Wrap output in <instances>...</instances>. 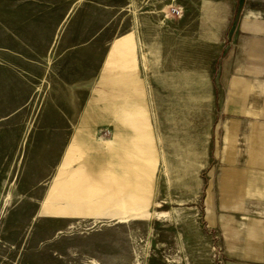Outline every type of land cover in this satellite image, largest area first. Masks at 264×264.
Instances as JSON below:
<instances>
[{
    "label": "rangeland",
    "instance_id": "374dc122",
    "mask_svg": "<svg viewBox=\"0 0 264 264\" xmlns=\"http://www.w3.org/2000/svg\"><path fill=\"white\" fill-rule=\"evenodd\" d=\"M197 1L0 0V264H233L224 214L258 243L217 200L219 50L176 42Z\"/></svg>",
    "mask_w": 264,
    "mask_h": 264
},
{
    "label": "crops",
    "instance_id": "0c3cea01",
    "mask_svg": "<svg viewBox=\"0 0 264 264\" xmlns=\"http://www.w3.org/2000/svg\"><path fill=\"white\" fill-rule=\"evenodd\" d=\"M171 15L179 23H187L185 14L169 12ZM194 25L193 36L185 33L176 38L179 50L186 54L188 40L194 41L196 51H202L204 43L219 50L214 70L218 85L211 86L219 111L213 119L227 121L228 129L222 128L216 149L220 163L217 200L222 207L226 201L259 202L262 206L258 214H248L252 217L249 220L243 215V232L252 239L258 236L257 244L246 239L232 240L238 221L231 215H221L226 247L239 257L233 264H264V0H198ZM207 25L212 27L208 29ZM149 40L145 32L124 36L114 42L108 60L113 49L118 48L121 55L116 67L129 65L134 41L148 47ZM162 40L170 47V34H163ZM124 98L125 104L135 102L132 94ZM227 205L228 210L239 208L237 203Z\"/></svg>",
    "mask_w": 264,
    "mask_h": 264
},
{
    "label": "bare ground",
    "instance_id": "6f19581e",
    "mask_svg": "<svg viewBox=\"0 0 264 264\" xmlns=\"http://www.w3.org/2000/svg\"><path fill=\"white\" fill-rule=\"evenodd\" d=\"M120 205L123 207L124 212H128L129 210H132V209H138L141 211L142 209L145 210V207H146L145 205H137L136 207H128L127 204H125L123 201L120 202Z\"/></svg>",
    "mask_w": 264,
    "mask_h": 264
},
{
    "label": "built area",
    "instance_id": "2783aa9c",
    "mask_svg": "<svg viewBox=\"0 0 264 264\" xmlns=\"http://www.w3.org/2000/svg\"><path fill=\"white\" fill-rule=\"evenodd\" d=\"M171 11H172L173 13H176V14L179 13L178 9H176V8H172Z\"/></svg>",
    "mask_w": 264,
    "mask_h": 264
}]
</instances>
